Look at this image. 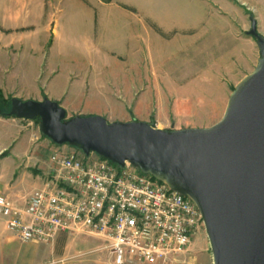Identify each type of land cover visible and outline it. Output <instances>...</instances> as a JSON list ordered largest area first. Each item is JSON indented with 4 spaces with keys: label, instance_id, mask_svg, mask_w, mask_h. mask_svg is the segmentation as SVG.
Instances as JSON below:
<instances>
[{
    "label": "crops",
    "instance_id": "crops-1",
    "mask_svg": "<svg viewBox=\"0 0 264 264\" xmlns=\"http://www.w3.org/2000/svg\"><path fill=\"white\" fill-rule=\"evenodd\" d=\"M76 1L80 4L79 7L82 6L85 11L93 14V31L99 35L97 48L99 55L105 49L108 52L103 54L106 57H112V60L107 62H104L103 59V64H101L104 69L106 67L111 68L108 70L109 76L104 78L102 73H97L98 76L93 78L91 85L89 81L77 79L78 74L66 76L62 75L58 67H44V54L47 48L51 47L52 38L58 36L57 31L52 26L50 9L52 0H11V9L6 7L1 16L0 50L8 54L9 49L14 47H17V50L24 49L23 46L28 47L29 44L30 47L28 48L31 49V53L38 52L39 57L34 58V60L29 58L34 62L32 70L28 71L27 69L23 72L21 69L18 73L10 71L8 58H0V88L5 97L38 102L48 98L58 102L67 111L69 118L74 116H102L110 123L142 121L162 130L196 128L193 123L196 121L195 119L181 118L174 111L167 119L159 118L163 116L160 109L149 117L140 118L134 115H126L122 111H119V113L122 112L119 115L109 117L106 112L89 111L85 115L82 110L70 109L62 102V99L66 98L70 92L83 97L92 93L95 99H106L107 104L114 102L116 107L123 106L126 108L133 99L140 98L142 94L148 92L147 81L149 78H158L159 80L160 72L159 68L156 69V67L165 66L164 59L169 56L165 53L156 52L158 47H162L161 49L170 46L175 48L176 52L171 54V59L176 58L178 60L183 54L182 51V54L180 53V50L189 51L190 49L206 48L205 44L210 42L212 38L209 37L212 34L210 33L212 31L211 24L204 27L206 18L211 21V0ZM157 30H160V33ZM214 31V41L221 42L223 41L222 37L228 39L230 34L227 18L216 24ZM161 33H171V41L162 39ZM181 40L186 45L180 47L179 42ZM201 40L204 41L203 45L200 43ZM252 43L256 44L254 39L249 40V44ZM19 51L22 53V50ZM195 55L198 54L195 52ZM259 58V49H257L255 52L252 50L249 61L244 57L243 61L247 60L246 63L252 66L253 64L257 65ZM227 61H220V65L223 67ZM7 63L8 65H6ZM203 63L204 67L177 68L173 70V73L180 81L189 79L184 77L194 78L205 72L210 73V66L213 62ZM176 65L180 66L179 64ZM221 66L219 67L221 68ZM227 67L225 65L223 68ZM166 70L168 69L166 68ZM223 72L225 70L221 69L216 74L221 75ZM25 74L28 75L26 81L35 87L32 88V92L23 93L12 85L15 80L24 82ZM156 90L159 98L166 96L162 86L161 88L157 86ZM185 122L193 125H185ZM33 134L40 136L36 144L32 143L31 140ZM55 150L72 152L67 147L55 146L52 141L45 138L35 121L0 117V197L7 196L18 205H25L33 191L41 187L51 177L52 165L49 157ZM5 152L8 153L7 156L1 157ZM2 164L10 169L7 170L11 173L9 179L5 177L8 176L7 172L5 171L4 174L1 170ZM8 241L14 242V238L8 239ZM10 244L15 245L16 243ZM199 249L200 244L193 241L190 251L186 254L190 257L189 261L197 260L199 264H213L209 248H205L207 253L204 252L205 257L203 254L197 253L200 252ZM28 261L29 259L26 258L25 264Z\"/></svg>",
    "mask_w": 264,
    "mask_h": 264
},
{
    "label": "water",
    "instance_id": "water-1",
    "mask_svg": "<svg viewBox=\"0 0 264 264\" xmlns=\"http://www.w3.org/2000/svg\"><path fill=\"white\" fill-rule=\"evenodd\" d=\"M260 58L208 128L162 130L142 121L74 116L55 101L11 100V115L39 119L57 146L91 153L166 184L198 207L213 264H264V36L251 19Z\"/></svg>",
    "mask_w": 264,
    "mask_h": 264
},
{
    "label": "rangeland",
    "instance_id": "rangeland-1",
    "mask_svg": "<svg viewBox=\"0 0 264 264\" xmlns=\"http://www.w3.org/2000/svg\"><path fill=\"white\" fill-rule=\"evenodd\" d=\"M11 5V0H0V21L4 9L6 7L11 9ZM79 5L76 0H52L50 2L52 26L57 31L58 36L52 38L51 47H48L44 54L43 66L47 68L58 67L62 75L66 76L78 74L76 76L77 79L81 78L89 81L92 85L93 78L98 76L97 73H102L104 78L109 76L108 70L111 68L106 67L104 69L101 64H103V59L104 62H107L112 60V57H106L103 54L108 52L105 49L99 55V50L97 49L99 46V35L96 31H93V14L85 11ZM211 11V21L206 18L204 26L207 27L211 24L210 28H212L210 32L212 34L209 36L212 38L210 42L208 41L205 44L206 48L190 49L189 51L180 50V53L182 54L183 52V54L178 60L176 58L171 59V54L176 52L175 48L173 49L170 46L161 49L162 47H158L156 52L165 53L169 56L164 59L165 66L156 67V69L159 68L160 72L159 80L158 78H149L147 81L148 92L142 94L140 98L133 99L126 108L123 106L116 107L114 102L107 104L106 99H95L92 93L83 97L70 92L66 98L62 99V102L70 109L82 110L85 115L89 111L106 112L109 117L123 112L126 115H134L140 118L149 117L160 109L163 116L159 118H170L171 112L174 111L181 118L195 119L196 121L193 123L196 128H208L218 123L225 113L234 87L242 80L243 76L249 75L257 66L256 64L249 66L246 63L247 60L249 61L252 50L255 52L258 49L257 44H249V40L252 38L249 37L248 32L251 30V19L253 18L258 23L259 32L264 36V0H211ZM225 18H227L228 22L229 38L222 37L223 41H214L215 25L223 22ZM157 32L160 33V30H157ZM160 35L162 39L171 41V33H161ZM200 43L203 45L204 41L201 40ZM184 44L183 40L179 42L180 47L184 46ZM28 47H30L29 44ZM28 47L25 45L23 46L24 49L18 48L22 50V53H19L20 51L17 50V47L9 49L7 51L8 54L0 50V58H8L9 68L12 73H15L14 71L18 73L21 69L23 72L27 69L28 71L33 69L34 62L32 60L38 58L39 55H37L38 52L31 53V49ZM195 52L198 55H195ZM243 57L244 59L247 58V60L243 61ZM29 58L32 60H29ZM17 59L18 61H16ZM222 60H228L223 65V67L227 65V68H223L220 65ZM208 61L213 62L210 66L211 74L205 72L203 73L205 75L202 74L194 78L184 77L191 80L182 79L183 81H180L177 80V76L173 73V70L177 68L192 69L204 67L203 62L207 63ZM150 62L152 63V61ZM221 69H224L225 72L221 75L216 74ZM164 73L165 75H163ZM27 77L28 75L25 74L24 82L15 80L12 85L23 93L32 92V88L35 87L26 81ZM157 86L163 87L166 94L164 98L157 96ZM2 93L5 99H12L11 97L6 98L3 90ZM119 111L122 112L119 113ZM184 124L191 126L192 123L185 122ZM63 147L77 152L81 158H86L78 149L69 148L66 145ZM5 166L2 164L1 170H3L4 174L5 171L7 172L8 176L6 175L5 177L9 179L11 173L7 170L10 169ZM11 238H14V242L8 241ZM194 241H196V244H200V252L197 253L203 254L205 257L207 254L205 248L210 250L205 227L201 229ZM29 245H23L18 242L0 219V264H25L26 258L29 259L26 264L110 263V254L108 249L105 248L104 238L95 233H62L52 243ZM189 258L186 255L179 256L171 264H199L197 260H194V262L189 261ZM200 261L202 263V260Z\"/></svg>",
    "mask_w": 264,
    "mask_h": 264
},
{
    "label": "built area",
    "instance_id": "built-area-1",
    "mask_svg": "<svg viewBox=\"0 0 264 264\" xmlns=\"http://www.w3.org/2000/svg\"><path fill=\"white\" fill-rule=\"evenodd\" d=\"M40 134V133H38ZM40 136L32 135V143ZM51 177L23 206L0 197V219L22 244H48L62 233L104 238L109 264H171L204 228L196 204L166 184L91 153L50 154Z\"/></svg>",
    "mask_w": 264,
    "mask_h": 264
},
{
    "label": "trees",
    "instance_id": "trees-1",
    "mask_svg": "<svg viewBox=\"0 0 264 264\" xmlns=\"http://www.w3.org/2000/svg\"><path fill=\"white\" fill-rule=\"evenodd\" d=\"M11 100L12 99H5L3 96L2 90L0 89V117H2V118H16L15 116L11 115ZM34 121L37 124H39V122H40L39 119H36ZM7 154L8 153L5 152L1 157H5V156H7Z\"/></svg>",
    "mask_w": 264,
    "mask_h": 264
}]
</instances>
